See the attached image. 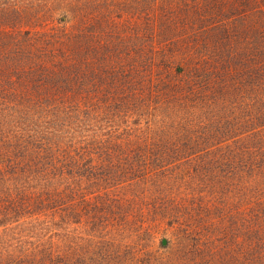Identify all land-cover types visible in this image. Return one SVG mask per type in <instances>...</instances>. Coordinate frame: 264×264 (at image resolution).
<instances>
[{"label": "rangeland", "instance_id": "obj_1", "mask_svg": "<svg viewBox=\"0 0 264 264\" xmlns=\"http://www.w3.org/2000/svg\"><path fill=\"white\" fill-rule=\"evenodd\" d=\"M72 92L95 111L94 163L106 158L95 173H110L55 184L54 204L51 180L36 186L33 169L9 164L68 131ZM263 154L264 0L0 9V171L22 176L0 178L14 197H0V264H241L264 204Z\"/></svg>", "mask_w": 264, "mask_h": 264}, {"label": "trees", "instance_id": "obj_2", "mask_svg": "<svg viewBox=\"0 0 264 264\" xmlns=\"http://www.w3.org/2000/svg\"><path fill=\"white\" fill-rule=\"evenodd\" d=\"M51 3L59 5L65 13L74 12L76 13L79 9L83 7L89 8V4L91 0H50ZM150 2V1H149ZM151 3V2H150ZM7 4H11V0L2 1L0 0V9H2ZM152 4V3H151ZM86 5V6H85ZM153 6H159V3L155 2L152 4ZM151 5L149 4V10H151ZM16 9V8H14ZM18 10V9H17ZM150 14V12H149ZM148 14V15H149ZM151 15V14H150ZM150 17V16H149ZM79 34H75L70 36V43L74 44V40L78 38ZM74 48H70V51L73 52ZM79 50V49H76ZM74 53V52H73ZM79 59V58H78ZM74 73H77L78 69L73 70ZM73 94V95H71ZM68 95V109L67 112H64L68 122L67 127L68 131L65 134L55 135L52 139H55L53 142V148L48 150L46 155H39L37 157H33L28 160H22V164H20V160H14L10 162V167L20 166L23 168V174H30L29 171L33 169L32 179L33 183L37 186L38 183H43L45 181L51 180L50 183L53 185L50 193L47 195L49 201L54 204L59 203V200H64V188L57 186L55 184H63L64 181L67 180L68 177H88L91 179L92 185H96V182L100 181L99 177L108 176L110 172H103L99 176L97 173V166L102 165L101 160H105V157H102L100 160V164H95L94 161L100 158H94L97 154L96 150H100L102 147L101 144L98 143V131L96 129V124L88 125L86 122H90L95 118V111L92 109H83L80 104L81 99L79 98V94L76 92H72ZM86 121V122H85ZM87 126V129L92 131L91 139L88 142H85V135L83 127ZM99 130V128H98ZM110 133V132H109ZM136 135L133 131H127V137ZM111 136V135H110ZM60 139L66 141L65 143H61ZM63 144V147L57 146V144ZM101 146V147H98ZM85 160V166L83 164V160ZM94 158V159H93ZM91 159H93L91 161ZM259 159H261V164L259 167L261 170H264V154ZM82 160V162H81ZM88 160V161H87ZM2 160L0 159V162ZM103 166V165H102ZM108 167V166H105ZM21 172L18 170H13V172L7 174V176L0 171V178H6L9 180L16 179L19 180L18 177H22ZM263 173V172H262ZM77 182V181H76ZM9 188V187H8ZM3 187H0V197L5 194L9 201L14 197L10 195L12 193L11 190H7L8 193L1 192ZM10 192V193H9ZM261 211H258L257 214V226L254 231V236L251 238L250 242L244 244L243 249V257L240 258L241 264H264V204L260 203ZM73 210L69 212V215H73ZM256 214V215H257ZM3 222L0 221V226H2ZM249 234L248 236H250ZM58 257V256H57ZM54 264H63L62 261L54 262Z\"/></svg>", "mask_w": 264, "mask_h": 264}]
</instances>
